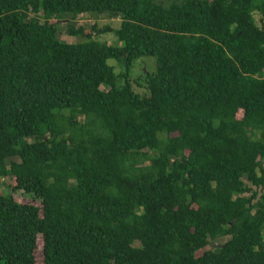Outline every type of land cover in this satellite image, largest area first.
<instances>
[{
  "label": "trees",
  "instance_id": "16d2710c",
  "mask_svg": "<svg viewBox=\"0 0 264 264\" xmlns=\"http://www.w3.org/2000/svg\"><path fill=\"white\" fill-rule=\"evenodd\" d=\"M1 178L0 264H264V0H0Z\"/></svg>",
  "mask_w": 264,
  "mask_h": 264
},
{
  "label": "rangeland",
  "instance_id": "374dc122",
  "mask_svg": "<svg viewBox=\"0 0 264 264\" xmlns=\"http://www.w3.org/2000/svg\"><path fill=\"white\" fill-rule=\"evenodd\" d=\"M76 27H85L86 29L91 28L93 25H95L98 29L108 28L109 30H115L119 27L120 21L119 19L109 18L107 16H100V17H94L91 15H84L80 16L76 19V21L73 23ZM258 24V22H257ZM66 25L63 23H60L59 26V33L58 37L61 41H64L65 43H77L81 39L74 38V37H68L64 34V29ZM112 31L105 32L104 34L96 37L97 40L106 43L107 45H115L117 43L116 38ZM108 65L112 66L114 69V73L119 76V74H123V69L113 60H108ZM156 72V61L153 57H144L138 59L135 63L133 68L131 69L129 76L127 78L128 82L131 84L133 91L139 95H142L145 93L146 88V81L148 76L154 75ZM124 78H119L118 86H121L124 84ZM140 86V87H136ZM142 86V87H141ZM14 182L11 178H1L0 179V194H6L10 192V189L13 187ZM10 189H9V188ZM12 197L14 200L20 204H32L34 206H40L39 203L34 202L31 200L27 195H25L22 192H13ZM224 240L218 242L219 245ZM215 247V245H214ZM39 256H40V246L38 248ZM38 256V257H39Z\"/></svg>",
  "mask_w": 264,
  "mask_h": 264
}]
</instances>
